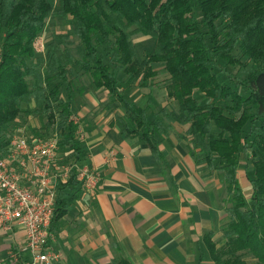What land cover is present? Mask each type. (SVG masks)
<instances>
[{"label":"trees","instance_id":"trees-1","mask_svg":"<svg viewBox=\"0 0 264 264\" xmlns=\"http://www.w3.org/2000/svg\"><path fill=\"white\" fill-rule=\"evenodd\" d=\"M51 1L0 0V150L26 114L44 122L41 128H28L34 137L58 134L59 149L68 154L65 163H85L79 125L72 120L74 92L82 94L74 86V66L124 112L117 117L123 133L146 143L157 159L159 138L171 130L165 120L188 126L183 139L195 163L216 172L225 190L223 243L218 246L212 232L203 237L212 262L248 264L245 258L251 256L254 264H264V0H58L57 10ZM55 16L70 25L77 44L70 35L52 34L45 57H39L35 42ZM137 34L154 41L143 59L133 41ZM237 48L244 62L234 57ZM220 62L255 69L245 83H234L230 75L228 83L217 72ZM159 64L168 75L167 97L174 108L165 106L149 116L127 93L150 89ZM53 81L64 85L65 99ZM242 166L251 186L249 198L238 178ZM80 191L72 169L57 186L51 232ZM113 264L132 263L118 256Z\"/></svg>","mask_w":264,"mask_h":264},{"label":"crops","instance_id":"crops-1","mask_svg":"<svg viewBox=\"0 0 264 264\" xmlns=\"http://www.w3.org/2000/svg\"><path fill=\"white\" fill-rule=\"evenodd\" d=\"M134 90L127 96L151 116L150 101L139 102ZM82 95L89 106L82 108V124L75 122L85 131V164L101 181L94 194L81 190L56 223L50 246L60 258L51 264H113L118 256L132 264H214L203 237L212 232L213 241L223 243L225 190L216 172L195 163L183 139L188 126L165 120L171 130L159 138L157 159L146 143L123 133L117 117L124 112L116 104L100 113L93 93L77 92L73 111ZM245 177L239 170L243 190L251 188ZM13 236L0 234V264H12L10 252L24 243L21 232ZM28 261L25 253L17 264Z\"/></svg>","mask_w":264,"mask_h":264},{"label":"built area","instance_id":"built-area-1","mask_svg":"<svg viewBox=\"0 0 264 264\" xmlns=\"http://www.w3.org/2000/svg\"><path fill=\"white\" fill-rule=\"evenodd\" d=\"M35 48L39 49L38 44ZM77 134L81 140V129ZM58 141L56 133L37 138L22 131L10 135L6 147L0 150V234L13 238L19 231L24 236L18 251L10 252L12 264H17L25 253L27 264L58 261L59 254L50 246L58 184L69 179L72 169H76L77 181L85 193L94 194L101 181L100 172L85 163L60 165Z\"/></svg>","mask_w":264,"mask_h":264},{"label":"rangeland","instance_id":"rangeland-1","mask_svg":"<svg viewBox=\"0 0 264 264\" xmlns=\"http://www.w3.org/2000/svg\"><path fill=\"white\" fill-rule=\"evenodd\" d=\"M51 2L53 4L54 9L57 10L58 5H59L58 0H52ZM52 34H54V35H70L71 41H73L75 45L77 44V41L71 36L70 25H68L66 22H64L58 16L51 17L46 22L45 30L43 31L41 36L35 42V45L38 44V48H39L38 50H36V48H35L37 56L45 57V55H46L45 45L48 42L52 41ZM133 41L136 45L137 53H138V56L140 59L145 58L152 51L153 46H154L153 40L146 38V37H143L140 34L134 35ZM42 45H43V48H42ZM71 53L75 58H78L77 52H76V49L74 46L71 47ZM58 54H59L60 58L64 61L62 53L58 52ZM233 55L240 62H244V56H243L240 48H237L233 52ZM105 58H106V60H105L106 63L110 64L111 67L113 68L114 63L111 62L110 57L106 55ZM219 67H220V69H218L217 72L219 73L221 80L223 82H228V83L230 81L228 78V75L233 77L231 79L234 83H245L247 73H249L255 69V66H248V67L242 68L237 63L227 66L223 62L219 63ZM155 68L157 71V76L153 80V86L150 89L134 90V92H135L134 97L141 103H144L146 99L149 100L150 103L152 104V106H151V104H149L150 105L149 110L151 112L152 111L153 112L158 111L159 109L157 106H159L160 108L162 106H167L170 109H172V108H174V103L168 99L167 91H166V85L168 84V75L164 71L163 65H161V64L155 65ZM72 69H73V71L77 77V81L74 84L75 88L81 89L84 94L87 93V94L92 95V93H93L97 102L101 105L100 113L104 112L107 107L111 106V104L109 103L108 95L106 92H104V91L98 92V90L95 89L94 86L92 85V81L88 75L87 76H83V75L80 76L76 67L73 66ZM119 78L123 82L124 75L119 74ZM53 85L54 86L59 85L58 88L59 89L62 88V90H61V96L62 97L67 96L63 84H59L57 81H53ZM240 91L243 92L245 90L243 88H240ZM129 93H127V94L129 95ZM75 96H77L76 91L74 92V97ZM195 97L197 100L201 101L202 103L209 102V100L203 99L200 95H195ZM85 99H87V98H85L84 95H82V97H80L79 101L77 102V105L75 106L77 111H74L73 119H75L74 121H77L78 123H81L80 117L83 113L82 108L89 106L88 101H85ZM154 104H155V106H154ZM106 110H108V109H106ZM77 122H76V124L79 125ZM43 124H44V122L36 116H31V115L28 116L26 114H22L18 118V120L15 122L11 131L13 132V134H16V133L18 134L22 131H24L26 134H29V130H28L29 127L41 128L43 126ZM80 129L85 134L84 129L80 128V126L78 128L77 133L79 132ZM77 138H78V141L82 144V140H80V135L77 134ZM67 155L68 154H67L65 148H60V149L58 148V151H57L58 160L57 161L60 165H70L69 163L67 164L63 161L64 159L69 160L68 158H65ZM249 168L251 169V166H249ZM240 172L244 173L243 166L240 168ZM245 178L248 181V178L247 177H245ZM243 191L245 193V196L247 198H249L251 188L250 187L244 188ZM245 259L248 262V264H254L256 262V259L251 257V256H247Z\"/></svg>","mask_w":264,"mask_h":264}]
</instances>
